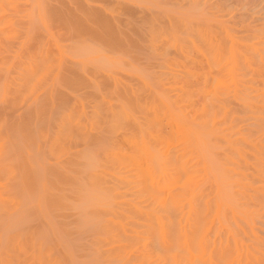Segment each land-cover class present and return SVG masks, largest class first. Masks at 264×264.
<instances>
[{
	"label": "rangeland",
	"instance_id": "374dc122",
	"mask_svg": "<svg viewBox=\"0 0 264 264\" xmlns=\"http://www.w3.org/2000/svg\"><path fill=\"white\" fill-rule=\"evenodd\" d=\"M0 264H264V0H0Z\"/></svg>",
	"mask_w": 264,
	"mask_h": 264
},
{
	"label": "bare ground",
	"instance_id": "6f19581e",
	"mask_svg": "<svg viewBox=\"0 0 264 264\" xmlns=\"http://www.w3.org/2000/svg\"><path fill=\"white\" fill-rule=\"evenodd\" d=\"M166 112H167V114H168V111H166ZM166 112H165V113H166ZM167 114H166V115H167ZM173 114H174V113H173ZM167 116H168V115H167ZM169 116L171 117V115H169ZM179 117H180V116H179ZM168 119H169V118H168ZM168 119H167V120H168ZM180 119H181V118H180ZM161 120H162V118H161ZM163 120H164V118H163ZM169 120H170V119H169ZM176 120H177V119H176ZM172 121H173V122L175 121V117H173V120H172ZM178 122H179V120H178ZM180 122H181V121H180ZM166 123H167V121H166ZM166 123H165V124H166ZM174 124H176V123H174ZM167 125H168V124H166V126H167ZM177 125H179V124H177ZM184 125H185V124H184ZM187 125H188V124H187ZM175 126H176V125H175ZM175 126H174V127H175ZM190 126H191V125H190ZM168 127H169V126H168ZM171 127H173L172 124H171ZM180 127H181V124H180V126H179L178 128H180ZM181 128H182V127H181ZM174 129H175V128H174ZM188 129H190V128H187V129H185V130H188ZM177 130H178V129L176 128V132H177ZM190 130H191V129H190ZM193 130H194V129H193ZM140 131H141V130H140ZM182 131H183V130H182ZM182 131H181V132H182ZM194 131H195V130H194ZM133 132H135V131H133ZM133 132L128 131V133H132V134H133ZM125 133H126V132H125ZM143 133H145V132L142 131V134H143ZM177 133H179V132H177ZM186 133H187V134H186ZM186 133H184V135H185V134H186L187 136L190 135V134L188 135V131H187ZM132 134H129V135L132 137V136H133ZM134 134L136 135V133H134ZM139 134H140V133L138 132L137 135L140 137L141 134H140V135H139ZM146 134H147V133H146ZM146 134H145V135H146ZM149 134H150V132H149ZM151 134H153V133H151ZM125 135L127 136V134H125ZM145 135H143V136H145ZM147 135H148V134H147ZM154 135H155V137L157 138L156 134H154ZM180 135H181V134H180ZM200 136H201V135H200ZM131 137H129V138H130L131 140H133V137H132V138H131ZM134 137H135V136H134ZM153 137H154V136H153ZM183 137H184V136H183ZM183 137H182V138H183ZM192 137H193V136H192ZM192 137H190L191 139L188 137L190 141L193 140ZM180 138H181V137H180ZM200 138H201V137H200ZM127 139H128V138H127ZM130 139H129V140H130ZM139 139H140V138H139ZM186 139H187V138H185V140H183V141H188V140H186ZM198 139H199V138H198ZM200 140H201V139H200ZM120 141H122V139H121ZM123 141H125V139H124ZM137 141H138V140H137ZM190 141H189V142H190ZM198 141H199V140H198ZM194 142H195V141H194ZM194 142L192 143V141H191L192 144H194ZM131 143H132V142H131ZM199 143H200V142H199ZM125 144H126V142H125ZM127 144H129V143H127ZM132 144H133V143H132ZM144 144H145V143H144ZM144 144H143V146H144ZM192 144H190V145H192ZM201 144H202V142H201ZM201 144H200V145H201ZM122 145H124V144H122ZM147 145H148V143H147ZM194 145H195V144H194ZM197 145H198V144H196V146H197ZM148 146H149V145H148ZM119 147H120V146H119ZM136 147H137V145H136ZM145 147H146V146H145ZM123 148H124V147H123ZM148 148H149V147H148ZM118 149H120V148H118ZM128 149H131V148H129V146H128L127 149L125 148V150H127V151L129 152ZM132 149H134V148H132ZM136 149H138V147H137ZM143 149H144V147H143ZM146 149H147V148H146ZM153 149H155L154 146H153ZM150 150H151V149H150ZM192 150H193V149H192ZM192 150H191V151H192ZM123 151H124V150H122V152H120V153H123ZM127 151H126V152H127ZM135 151H136V150H135ZM139 151H140V150H139ZM139 151H138V152L136 151V152L139 153V155H140V153L142 154V152H139ZM143 151H144V150H143ZM151 151H154V150H151ZM118 152H119V151H118ZM124 153H125V152H124ZM148 153H149V152H148ZM128 154H129V153H128ZM128 154H127V157L129 156ZM130 154H131V153H130ZM132 154H133V152H132ZM145 154H146V153H145ZM115 155H118V154H115ZM123 155H124V154H123ZM123 155L121 154V156H123ZM125 155H126V154H125ZM137 155H138V154H137ZM143 155H144V154H143ZM118 157H119V156H118ZM127 157H126V158H127ZM137 157H140V156H137ZM137 157L134 158V160L137 159ZM128 158H129V157H128ZM122 159H123V158H122ZM154 160H155V159H154ZM132 161H133V159H132ZM135 161H136V160H135ZM135 161H134V162H135ZM136 162H137V166L140 167V168L143 167V164L145 163V162H143L142 165H141V162H142V161H141V162L139 161V162H140L139 164H138V160H137ZM136 162H135V163H136ZM135 163H134V164H135ZM154 163H155V162H154ZM164 163H165V162H164ZM132 164H133V163H132ZM165 164H167V163H165ZM149 165H150V164H149ZM154 165H155V164H154ZM156 166H157V165H156ZM165 166H166V165H165ZM172 167H173V166H172ZM144 168H145V164H144ZM148 168H149V167L145 168L144 170L147 169V171H148ZM149 171H150V169H149ZM149 171H148V172H149ZM148 172H147V173H148ZM151 172H152V171H151ZM153 173H154V172H153ZM144 174H146V173H144ZM149 175H150V173H149ZM173 179H174V177H173ZM178 181H179V180H178ZM174 182H175V181H174ZM175 183H176V182H175ZM175 183H174V184H175ZM177 183H178V182H177ZM185 185H187V184H185ZM185 185H184V186H185ZM176 186H177V184H176ZM179 186H180V185L177 186V189H178ZM187 186H188V185H187ZM181 188H182V187H181ZM177 189H176V190H177ZM182 189H184V187H183ZM185 190H186V189H185ZM179 191H180V190H179ZM187 192H188V191H187ZM177 193H178V192H177ZM175 195H176V194H175ZM179 195H182V194H179ZM177 196H178V195H177ZM190 196H191V195H190ZM173 198H174V197H173ZM181 198H182V199H181ZM181 198H180L181 200H185V197H184V199H183V197H181ZM177 199H178V198H176L175 200H177ZM171 200H172V198H171ZM175 200H174V201H175ZM177 201H178V200H177ZM191 202H192V201H191ZM176 203H177V202H176ZM171 205H174V204L171 203ZM173 207H174V209L177 208V207L175 208V206H173ZM180 209H181V208H180ZM196 209H197V208H196ZM176 210H177V209H176ZM178 210H179V209H178ZM181 211H182V210H181ZM192 214H193V213H192ZM194 215H195V213H194ZM191 216H192V215H191ZM195 218H196V217H195ZM192 220H194V218H193ZM192 222H193V221H192ZM194 222H195V221H194ZM196 224H197V223H196ZM191 225H192V224H191ZM194 226H195V225H194ZM195 227H196V226H195ZM198 227H199V226H198ZM198 227H197V228H198ZM190 228H192V227H190ZM197 228H196V229H197ZM191 230H192V229H191ZM192 231H193V230H192ZM192 233H194V231H193Z\"/></svg>",
	"mask_w": 264,
	"mask_h": 264
}]
</instances>
